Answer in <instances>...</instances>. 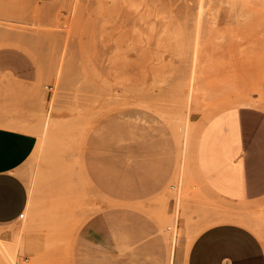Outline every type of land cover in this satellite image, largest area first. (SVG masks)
<instances>
[{"label":"rangeland","instance_id":"374dc122","mask_svg":"<svg viewBox=\"0 0 264 264\" xmlns=\"http://www.w3.org/2000/svg\"><path fill=\"white\" fill-rule=\"evenodd\" d=\"M246 98L264 101V0H0V117L37 138L24 216L0 223L17 264H185L224 215L264 243V203L234 206L195 161Z\"/></svg>","mask_w":264,"mask_h":264},{"label":"crops","instance_id":"0c3cea01","mask_svg":"<svg viewBox=\"0 0 264 264\" xmlns=\"http://www.w3.org/2000/svg\"><path fill=\"white\" fill-rule=\"evenodd\" d=\"M40 101L37 98L36 104ZM23 121L0 117V223L18 219L28 201L20 168L37 138L16 126ZM195 161L212 192L242 209L260 207L264 203V108L245 104L212 115L198 135ZM221 218L194 237L185 264H264V243L243 217Z\"/></svg>","mask_w":264,"mask_h":264},{"label":"bare ground","instance_id":"6f19581e","mask_svg":"<svg viewBox=\"0 0 264 264\" xmlns=\"http://www.w3.org/2000/svg\"><path fill=\"white\" fill-rule=\"evenodd\" d=\"M249 103L256 104L258 103L264 107V101H261L259 98H246L244 99ZM24 216V212H23ZM13 243L4 241L0 236V264H17V255L16 251L13 249ZM15 245V244H14ZM17 249V247H16Z\"/></svg>","mask_w":264,"mask_h":264},{"label":"built area","instance_id":"2783aa9c","mask_svg":"<svg viewBox=\"0 0 264 264\" xmlns=\"http://www.w3.org/2000/svg\"><path fill=\"white\" fill-rule=\"evenodd\" d=\"M48 88H49V89H52L53 86H52V85H49ZM23 212H24V211H22V212L19 214V217H20V218L23 217Z\"/></svg>","mask_w":264,"mask_h":264}]
</instances>
